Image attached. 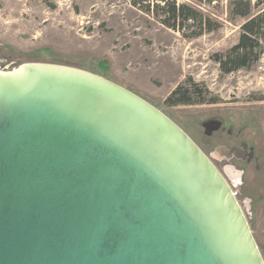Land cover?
Masks as SVG:
<instances>
[{"label": "water", "instance_id": "water-1", "mask_svg": "<svg viewBox=\"0 0 264 264\" xmlns=\"http://www.w3.org/2000/svg\"><path fill=\"white\" fill-rule=\"evenodd\" d=\"M0 264L264 260L231 187L169 117L95 73L29 62L0 71Z\"/></svg>", "mask_w": 264, "mask_h": 264}, {"label": "rangeland", "instance_id": "rangeland-1", "mask_svg": "<svg viewBox=\"0 0 264 264\" xmlns=\"http://www.w3.org/2000/svg\"><path fill=\"white\" fill-rule=\"evenodd\" d=\"M177 1L199 8L219 28L183 38L133 0H0V71L29 62L73 66L157 108L223 175L264 260V54L248 69L221 73L211 55L237 41L244 19L231 17L230 0ZM189 76L208 90L202 96L218 101L167 105L165 98Z\"/></svg>", "mask_w": 264, "mask_h": 264}, {"label": "trees", "instance_id": "trees-1", "mask_svg": "<svg viewBox=\"0 0 264 264\" xmlns=\"http://www.w3.org/2000/svg\"><path fill=\"white\" fill-rule=\"evenodd\" d=\"M211 3L212 0H192ZM229 14L241 17L237 41L211 59L223 74L248 69L264 54V0H230ZM133 5L152 15L161 25L178 32L183 38H197L219 28L217 20L189 2L177 0H133ZM208 90L190 76L180 82L165 98L167 105L216 103V98L202 94Z\"/></svg>", "mask_w": 264, "mask_h": 264}, {"label": "bare ground", "instance_id": "bare-ground-1", "mask_svg": "<svg viewBox=\"0 0 264 264\" xmlns=\"http://www.w3.org/2000/svg\"><path fill=\"white\" fill-rule=\"evenodd\" d=\"M239 173V172H238ZM229 175L231 178H233L235 181L238 179V174H236L232 168L229 169Z\"/></svg>", "mask_w": 264, "mask_h": 264}, {"label": "flooded vegetation", "instance_id": "flooded-vegetation-1", "mask_svg": "<svg viewBox=\"0 0 264 264\" xmlns=\"http://www.w3.org/2000/svg\"><path fill=\"white\" fill-rule=\"evenodd\" d=\"M244 153H245V154H242V152H241V154H242L243 156H244V155H245V156L248 155V153H247L246 151H245ZM246 153H247V154H246ZM252 156H253V152L251 151V152H250V155H248L247 157H252Z\"/></svg>", "mask_w": 264, "mask_h": 264}]
</instances>
